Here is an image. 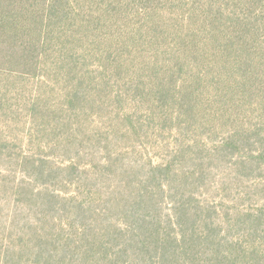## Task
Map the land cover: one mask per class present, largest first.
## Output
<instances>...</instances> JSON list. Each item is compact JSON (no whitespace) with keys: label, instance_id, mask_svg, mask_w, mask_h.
<instances>
[{"label":"trees","instance_id":"trees-1","mask_svg":"<svg viewBox=\"0 0 264 264\" xmlns=\"http://www.w3.org/2000/svg\"><path fill=\"white\" fill-rule=\"evenodd\" d=\"M0 264H264V0H0Z\"/></svg>","mask_w":264,"mask_h":264}]
</instances>
